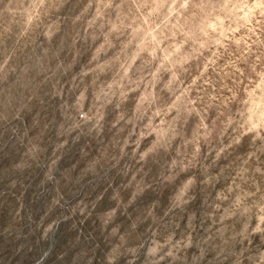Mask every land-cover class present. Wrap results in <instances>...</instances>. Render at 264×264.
I'll return each instance as SVG.
<instances>
[{
  "label": "clouds",
  "instance_id": "obj_1",
  "mask_svg": "<svg viewBox=\"0 0 264 264\" xmlns=\"http://www.w3.org/2000/svg\"><path fill=\"white\" fill-rule=\"evenodd\" d=\"M0 264H264V0H0Z\"/></svg>",
  "mask_w": 264,
  "mask_h": 264
}]
</instances>
